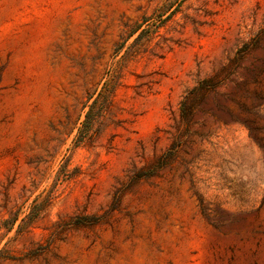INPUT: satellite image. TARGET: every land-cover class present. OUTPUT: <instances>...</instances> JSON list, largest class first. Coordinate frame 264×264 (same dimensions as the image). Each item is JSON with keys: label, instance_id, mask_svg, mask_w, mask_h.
Wrapping results in <instances>:
<instances>
[{"label": "rangeland", "instance_id": "rangeland-1", "mask_svg": "<svg viewBox=\"0 0 264 264\" xmlns=\"http://www.w3.org/2000/svg\"><path fill=\"white\" fill-rule=\"evenodd\" d=\"M0 264H264V0H0Z\"/></svg>", "mask_w": 264, "mask_h": 264}]
</instances>
